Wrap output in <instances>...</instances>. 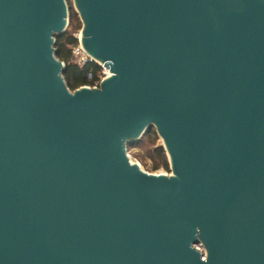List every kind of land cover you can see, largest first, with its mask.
<instances>
[{
    "label": "water",
    "instance_id": "1",
    "mask_svg": "<svg viewBox=\"0 0 264 264\" xmlns=\"http://www.w3.org/2000/svg\"><path fill=\"white\" fill-rule=\"evenodd\" d=\"M75 1L110 75L70 91L63 0H0V264H264V0Z\"/></svg>",
    "mask_w": 264,
    "mask_h": 264
},
{
    "label": "trees",
    "instance_id": "2",
    "mask_svg": "<svg viewBox=\"0 0 264 264\" xmlns=\"http://www.w3.org/2000/svg\"><path fill=\"white\" fill-rule=\"evenodd\" d=\"M78 29H80V22L76 13L71 11L68 28L63 33L54 36L55 57L64 63L62 77L70 91H74L81 86H91L102 75V68L94 61H89L82 67L75 63L71 55V47L77 44V39L73 33ZM142 136L147 140L151 139L152 142H155L156 135L153 126H150ZM143 142L141 139L128 142L126 147L127 149H133L142 145ZM147 156L151 160V170L159 168L168 170L167 156L161 146L154 147ZM197 246H200V244L198 243Z\"/></svg>",
    "mask_w": 264,
    "mask_h": 264
},
{
    "label": "rangeland",
    "instance_id": "3",
    "mask_svg": "<svg viewBox=\"0 0 264 264\" xmlns=\"http://www.w3.org/2000/svg\"><path fill=\"white\" fill-rule=\"evenodd\" d=\"M63 2H64V11L67 15V17H66V19H67L66 29L69 26L71 11H73L74 13H76L78 20L80 22V29L75 31L73 33V35L81 37V33H82V30L84 29L85 25H84L82 17L80 16L79 8L77 6L76 1L75 0H63ZM153 129L155 130V135H156L155 142H152L151 139L147 140L145 137L141 136L140 139L142 141H144L143 144L136 147V148H133V149H127L126 153L129 156V158L131 159V161H133L134 163H136L139 166V169H141L147 173H150V174L162 173V174H166L169 176H174L173 167L171 165L170 157L168 156V153L166 151L164 139L161 136V134L158 132L156 127L153 126ZM156 146H161L164 149L165 154L167 156V160H168V170H165L163 168H159L157 170H151V160L147 156V154H149L153 150V148ZM199 244H200V246L195 245L196 248H198L200 251H202V253H205L206 249H205L204 245L202 244V242H200Z\"/></svg>",
    "mask_w": 264,
    "mask_h": 264
},
{
    "label": "built area",
    "instance_id": "4",
    "mask_svg": "<svg viewBox=\"0 0 264 264\" xmlns=\"http://www.w3.org/2000/svg\"><path fill=\"white\" fill-rule=\"evenodd\" d=\"M77 39V44L71 47V55L73 56V59L76 64H78L80 67L84 66L89 61L96 62L82 47L80 42V36H75ZM101 68H102V75L100 76L99 80L95 82L93 85L88 86L90 88H97L100 86L101 81L107 77L108 70L104 68V66L96 62Z\"/></svg>",
    "mask_w": 264,
    "mask_h": 264
},
{
    "label": "bare ground",
    "instance_id": "5",
    "mask_svg": "<svg viewBox=\"0 0 264 264\" xmlns=\"http://www.w3.org/2000/svg\"><path fill=\"white\" fill-rule=\"evenodd\" d=\"M110 75V72L108 71V75L107 76H109Z\"/></svg>",
    "mask_w": 264,
    "mask_h": 264
}]
</instances>
